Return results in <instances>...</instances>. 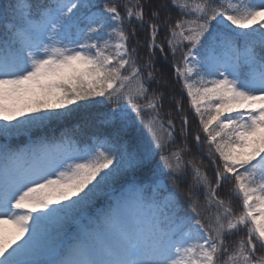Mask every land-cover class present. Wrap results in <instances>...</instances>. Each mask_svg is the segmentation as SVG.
<instances>
[{"label": "snow or ice", "instance_id": "6c2138e0", "mask_svg": "<svg viewBox=\"0 0 264 264\" xmlns=\"http://www.w3.org/2000/svg\"><path fill=\"white\" fill-rule=\"evenodd\" d=\"M0 264H264V0H0Z\"/></svg>", "mask_w": 264, "mask_h": 264}, {"label": "trees", "instance_id": "16d2710c", "mask_svg": "<svg viewBox=\"0 0 264 264\" xmlns=\"http://www.w3.org/2000/svg\"><path fill=\"white\" fill-rule=\"evenodd\" d=\"M165 70H166V72L168 74H171V69L170 68H166ZM184 106H185L186 111L189 113L191 129L195 130V128L197 127L198 121L195 119L194 114L191 113V110H190V108L188 106V102H187V98L186 97L184 99ZM56 135H59V130H57ZM34 139H35V137H34ZM168 183L171 185V183H172L171 180H169Z\"/></svg>", "mask_w": 264, "mask_h": 264}]
</instances>
